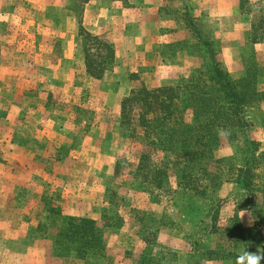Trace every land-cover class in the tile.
Instances as JSON below:
<instances>
[{"label": "rangeland", "instance_id": "rangeland-1", "mask_svg": "<svg viewBox=\"0 0 264 264\" xmlns=\"http://www.w3.org/2000/svg\"><path fill=\"white\" fill-rule=\"evenodd\" d=\"M32 1L0 0V9H13L9 20H14L11 30L0 24V36L16 37L13 53L21 57L17 75H37L30 85L37 87L36 93L41 95L39 105L36 94L29 92V101L35 99L37 103L28 102V112L24 107L22 113L18 108L10 113L0 104V118L7 111L5 121L0 119L1 195L8 196L10 181L32 179V175L17 171L4 173L9 163L1 132L6 131L10 119L17 115L21 119L18 124L29 119L28 131H42V119L53 120L49 122L52 126H46V132L43 130L46 136L30 141L35 147L43 143L46 148L33 157L42 171L41 176H35L38 187L31 191L25 186L23 190L22 199L40 200L28 203L29 210L36 211V207L42 211L36 226L27 229V234L44 237L56 259L75 260V264L84 261L76 256L64 257L56 247L57 233L65 228L70 217L96 222L102 243L99 249L86 253L92 264H175L176 257L170 248L181 249L190 244L195 256L202 260L227 255L230 248L240 244L264 241L262 192H236L232 180L235 168L243 164L245 138L257 141L264 155V0H162L156 13L149 10L144 0L145 6L140 7L146 8L126 24L122 43L113 41L114 30L108 29L109 25L102 20V41L118 51L99 81L77 77L80 92L76 94L68 91L69 81L65 77L70 61L63 58L53 70H44L39 66L42 60L30 58L44 55V48L35 42L38 36L31 33L41 11ZM42 1L38 3L44 7ZM58 1L65 7L73 4V10L67 11L73 24L70 26L62 17L50 18L52 25L40 33L47 36L50 32L48 37L57 35L60 45H54V50L64 54V46L74 45L67 41L76 37L84 0ZM53 26H58L54 33ZM1 46L0 53L4 50L6 55L8 51ZM72 51V59L81 57V49L76 51L74 47ZM214 59L232 79L249 72L263 94L246 109L247 125L231 129L228 139L219 136L213 151L216 161L207 168L192 162L190 156H181L179 151L162 150V140L144 134L136 110L131 124L122 125L121 101L132 89L182 85L199 71L211 68ZM55 69L65 79L56 78ZM21 82V88L16 90L12 89V82L6 83L7 87L0 89V99L20 100L29 81ZM38 120L43 124H38ZM151 139L156 143L152 144ZM64 146L69 148L68 152L61 149ZM260 167L254 171L261 177L264 158ZM2 182L8 184L3 186ZM17 188L20 190L21 186ZM243 208L252 209L255 231L253 226L243 232L238 221V212ZM126 245L141 248L134 253L124 250Z\"/></svg>", "mask_w": 264, "mask_h": 264}, {"label": "crops", "instance_id": "crops-1", "mask_svg": "<svg viewBox=\"0 0 264 264\" xmlns=\"http://www.w3.org/2000/svg\"><path fill=\"white\" fill-rule=\"evenodd\" d=\"M76 1V0H75ZM37 3L38 7H35L38 10H41L39 15L36 16V19L34 21L32 34L34 33L35 36V42L36 44H39L44 48V55L40 54L39 57H37L39 54H36L37 56L32 57L30 55L31 59L36 60H42L40 61V67H44L45 69H51L53 70L55 67V63L57 61H61L63 58H66L68 61L71 62L70 70L67 72V79L69 81V88L68 91H73L74 94L80 92L78 91L80 89V85L77 84V77H82L86 80L91 79L94 80V78L88 76L85 71L84 67V54L82 52V38L79 35V28L82 27L84 30L90 32L93 35H96L100 37V35L103 33V25L101 21L103 20V23H106L108 29H113V33L115 34L113 41L116 42L119 41L122 43L124 37V28L126 27V24L128 22H132L133 17L135 14H138L137 12L139 10H144L146 7L142 8L140 6H145V2L147 3V7L149 6V10L153 9L155 10V13L158 9V7L162 4L158 5V0H147L144 2H140L138 5L135 0H84L82 5V21H77L78 24V32L76 34V37L72 36V40H68L67 44H71L73 41L74 45L71 46H64L65 53L60 54L56 53L54 50V45H57L56 47H59L60 43L57 38V35L54 34V36L48 37L50 35V32H48L47 36L41 35L40 31L43 28L49 29V27L52 25V21L50 18L58 19L62 17V19L67 22L73 24V17L71 14H69L68 10H73L70 5L69 7H65L62 5L58 0H43L42 4H44V7L39 5V0L32 1ZM75 3V2H74ZM4 10L0 9V24L4 26L5 29L11 30L13 28L14 20L11 19L13 16V12L10 7H3ZM42 12V13H41ZM70 12V11H69ZM155 18V22L157 23V19L155 14L153 15ZM112 24V26H110ZM56 26V25H54ZM51 27L53 29V33L57 27ZM106 31V30H105ZM7 32V31H6ZM30 38V37H28ZM128 37H126L127 39ZM101 39V37H100ZM34 39L31 40L30 43H32ZM16 40V37L12 35H2L0 36V46L3 45V48L8 51L5 55V52L1 50L0 56L2 59L0 61V84L4 86H0V89L2 90L4 87H7L5 85L6 83H13V90H16L18 87L21 88L20 84L23 80L29 81L27 85L24 87V92L21 91L20 100L17 101V99H13L12 97L8 99H0V104H3L4 107L8 110V112H12L14 109L18 108V112L22 113L24 112V107H26L25 112L30 111L28 102L35 104L37 101L32 102L29 101V92L36 94V97L38 98V103L41 101L40 97L41 95L36 93V91H39L37 87H34L30 83L34 81L36 76H29L25 75L23 72L22 75L18 76L17 74L20 73L21 68V57L14 54V44ZM24 41V40H23ZM2 47V46H1ZM75 47L76 51L81 49L82 55L81 57L73 58V48ZM72 49V50H71ZM118 49L115 47V55ZM38 52V51H37ZM31 54V53H30ZM72 56V57H71ZM46 59V60H43ZM80 59V61H79ZM76 60V61H75ZM75 62H79L78 65L75 64ZM25 68V67H24ZM39 70V69H38ZM38 70L36 72L38 73ZM52 72V71H51ZM39 74V73H38ZM53 74H56V78L59 80L65 79V77H59V72H56V69ZM23 77V78H22ZM13 80V81H12ZM83 80V79H82ZM99 81L98 79H96ZM11 84V83H10ZM22 90V89H21ZM82 91V90H81ZM40 93V92H39ZM46 93V92H45ZM47 95H49L47 93ZM40 99V100H39ZM40 105V103H39ZM38 105V106H39ZM35 106V105H34ZM39 108V107H38ZM19 113V115H20ZM7 115V111L5 113L3 121H5V117ZM43 117V116H42ZM8 118V116H7ZM44 118V117H43ZM7 120V119H6ZM21 120L16 115V117H13L10 119V122L8 123L7 127H5L6 131H2V137L5 140V146L7 147L5 151V156L7 158L6 163H9V169H6L4 173H7L9 171H17L20 174L26 173L28 175H32V179H24L23 181L15 180L10 181V184L7 182H2L1 185H7V195H1L0 194V264H75V260L71 261H65V259H56L54 257V251L52 247L50 246V242L45 239L44 237L40 238L37 237L36 233L34 234H27V229L31 228L33 224V228L36 226L38 219L40 218V214L42 213L37 211L36 207L34 209L36 211H30L28 208V203H38L40 200H28L27 198L22 199L23 197V190L26 189L25 186L29 187V190H33L36 187H38V182L35 180V176H41L40 174L42 171H40V168L37 167V165L33 162V157L36 156L40 151L44 150L46 148V145L41 143L37 145L36 147L32 145L33 140L41 138L40 136H46V126L51 125L49 123L51 120L50 118H44L41 122L38 120V124H43L45 131H39L37 128L33 131H28V123L29 119L22 120L21 122L18 121ZM40 127H38L39 129ZM48 132V131H47ZM48 134V133H47ZM61 149H65L67 152L69 150L68 147H62ZM64 152L63 150H60ZM73 152V150H72ZM71 151L66 154L69 155ZM2 156V155H0ZM32 163V165H31ZM2 168L0 167V173L2 172ZM39 174V175H38ZM0 179H3V177L0 175ZM19 182H22L19 185ZM21 186V189L18 190L17 187ZM23 186V187H22ZM30 187H33L30 189ZM30 193L32 194V192ZM24 205V206H23ZM238 221L240 222V226H242L243 232H248L251 230V228L255 225V218L253 217L252 209L243 208L241 211L238 212ZM34 222V223H33ZM118 232H121V230H117ZM166 232V231H165ZM261 232H264V229H261ZM28 236V237H25ZM120 235V234H119ZM111 238V237H110ZM124 250L132 251L134 253L138 252L141 248L137 245L129 246L126 245L124 247ZM246 249L248 252H257V250L264 251V242L259 245L254 244H240L239 246H234L229 249V254L227 255H221L216 258H210V259H202L200 260L195 256V251L192 250V246L190 244L186 248L181 249H173L170 248L172 254L176 257L175 264H236V257ZM107 252L109 249V245L106 248ZM77 262V260H76ZM113 264H124L122 262L116 263V261ZM127 264V263H125ZM261 264H264V261L261 262Z\"/></svg>", "mask_w": 264, "mask_h": 264}, {"label": "trees", "instance_id": "trees-1", "mask_svg": "<svg viewBox=\"0 0 264 264\" xmlns=\"http://www.w3.org/2000/svg\"><path fill=\"white\" fill-rule=\"evenodd\" d=\"M79 35L86 74L101 79L113 60V48L82 27ZM262 94L249 72L232 79L214 59L211 68L199 71L182 85L132 89L122 98L121 122L122 125L131 124L136 110L137 121L144 134L148 138L157 136L156 140H162V150L179 151L181 156H190L192 162L207 168L216 161L213 151L219 142L218 130L247 125L245 111ZM156 140L151 139L152 144ZM243 149V164L235 168L236 174L232 179L236 192L242 190L249 195L259 190L264 197V173L260 177L254 171L262 164L263 152L254 139L245 138ZM188 163L184 162L185 165ZM256 228L254 225L252 230ZM254 242L252 244L259 245L264 241ZM101 243L102 235L93 219L70 217L65 228L57 233L56 247L64 257L76 256L84 264H92L87 261L86 253L90 249H99Z\"/></svg>", "mask_w": 264, "mask_h": 264}, {"label": "clouds", "instance_id": "clouds-1", "mask_svg": "<svg viewBox=\"0 0 264 264\" xmlns=\"http://www.w3.org/2000/svg\"><path fill=\"white\" fill-rule=\"evenodd\" d=\"M218 136L228 139L231 136V131L227 129H219ZM264 261V251L257 250V252H248L246 249L242 254L236 257V264H261Z\"/></svg>", "mask_w": 264, "mask_h": 264}]
</instances>
